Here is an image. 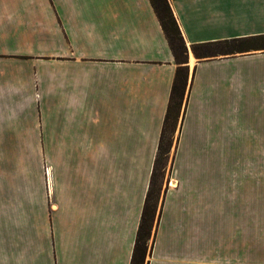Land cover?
I'll list each match as a JSON object with an SVG mask.
<instances>
[{
	"label": "crops",
	"instance_id": "1",
	"mask_svg": "<svg viewBox=\"0 0 264 264\" xmlns=\"http://www.w3.org/2000/svg\"><path fill=\"white\" fill-rule=\"evenodd\" d=\"M52 1L0 0V159L7 143L39 140L41 119L48 155L61 152L73 182L24 187L7 181L0 161V264H130L174 57L149 0H90L80 12L84 27L70 26L68 35ZM167 1L190 75L179 176H172L177 185L165 197L148 264H192L183 255L198 250L201 236H225L223 223H209L222 217L226 200L215 188L213 161L230 156L248 132L257 135L247 111L260 115L264 90L250 86L249 66L264 62V51L198 60L191 45L264 35V0ZM60 47L61 63L40 59Z\"/></svg>",
	"mask_w": 264,
	"mask_h": 264
},
{
	"label": "rangeland",
	"instance_id": "2",
	"mask_svg": "<svg viewBox=\"0 0 264 264\" xmlns=\"http://www.w3.org/2000/svg\"><path fill=\"white\" fill-rule=\"evenodd\" d=\"M88 1L90 0H71L70 2L68 0H53L52 4L50 3L58 16V25L66 35L70 33V26L75 27L80 24L84 27L86 16L81 15L80 12L84 9L86 13L91 9L90 7L86 10ZM40 59L43 61L51 60L55 65L61 63V47L53 56L44 55L40 56ZM260 63H252L249 66L250 74L254 77L250 86L262 87L261 89L264 90V62ZM54 71V82L55 79L59 81L60 78H57L58 69L55 68ZM55 89L57 88L54 86L53 90ZM46 105L47 103L43 104V108L39 109V118L41 114L46 117L48 112ZM247 112L248 114L252 113L255 117L257 135L248 132L246 140L238 142L235 148L233 147L234 150H231L230 156L215 157L213 161L216 176L215 188L226 194V200L223 201L222 205L223 214L220 215L222 217L216 214L214 216L218 220L209 221V223L214 227L223 223L226 227L225 236H210L209 238L201 236L198 250L195 251L194 249L188 252V256L183 255L184 263L188 261L187 258H191L192 264H264V108L260 111L259 116L258 114L255 115L257 112L255 110ZM39 121V140L34 141L30 138L21 142L7 143L8 152L4 153L3 158L0 159L3 163L5 162L3 171L7 176V181L20 182L24 187L35 182L46 184L73 182L70 166L67 164V159L61 156V152H58L56 148L55 154L48 155L49 151L45 140L46 129L41 125V119ZM180 125L181 117L170 149L164 177L159 182L161 191L157 208V215L160 211L158 224L165 197L177 185L173 179L178 175L174 164L178 136L181 130ZM85 146L94 150L96 143H87L86 141ZM196 160L192 159V163ZM190 164L191 160L189 159L188 165ZM172 176H174L173 179ZM28 191L31 192V190ZM74 194L79 198H89L87 190L84 189H76ZM65 195L67 196V194ZM158 224L154 239L151 238L148 241L147 253L151 251L148 257H151L153 252ZM45 228L51 229L50 223ZM152 234L154 235V232Z\"/></svg>",
	"mask_w": 264,
	"mask_h": 264
},
{
	"label": "trees",
	"instance_id": "3",
	"mask_svg": "<svg viewBox=\"0 0 264 264\" xmlns=\"http://www.w3.org/2000/svg\"><path fill=\"white\" fill-rule=\"evenodd\" d=\"M166 37L176 64L174 79L167 103L156 156L152 166L148 190L136 231L130 264H148V241L155 236L158 224V202L170 149L179 119L184 116L186 104L189 68L187 66V48L167 0H149ZM194 57L198 60L219 56H234L251 51H264V35L224 39L191 45ZM184 106V108H183ZM158 216V217H157ZM154 229V231H153ZM154 232V235L152 234Z\"/></svg>",
	"mask_w": 264,
	"mask_h": 264
}]
</instances>
